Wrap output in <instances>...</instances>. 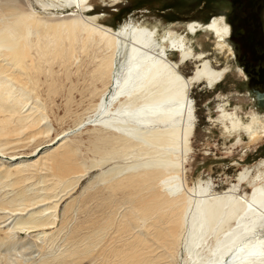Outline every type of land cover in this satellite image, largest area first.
<instances>
[{
  "label": "bare ground",
  "instance_id": "1",
  "mask_svg": "<svg viewBox=\"0 0 264 264\" xmlns=\"http://www.w3.org/2000/svg\"><path fill=\"white\" fill-rule=\"evenodd\" d=\"M37 1L72 13L46 20L0 0V264H264V157L220 192L212 178L187 180L193 89L229 72L191 38L210 32L233 53L226 17L160 33L134 17L104 25L89 0ZM227 106L216 121L232 148L239 131L264 137L257 115Z\"/></svg>",
  "mask_w": 264,
  "mask_h": 264
},
{
  "label": "rangeland",
  "instance_id": "2",
  "mask_svg": "<svg viewBox=\"0 0 264 264\" xmlns=\"http://www.w3.org/2000/svg\"><path fill=\"white\" fill-rule=\"evenodd\" d=\"M17 2L24 9H34L38 17L46 20L69 17L72 13L70 10H46L37 0ZM88 5L90 14L98 15L99 22L104 25L119 28L125 19L134 17L149 27L157 26L160 33L167 29L183 32L191 21L206 23L214 16L226 17L225 21L231 27V37L227 43L233 53L215 48L216 38L210 32L200 31L195 38H191L196 51L207 52L216 68L227 67L229 72L213 91L201 83H197L193 89L197 129L193 139L194 152L187 165V180L191 184L199 179L212 178L216 190L220 192L236 181L245 165H253L264 157V137L250 139L246 133L239 131L235 137L240 138L243 144L232 148L234 138L228 136L222 124L216 121L218 105L227 103V108L236 111L245 122L250 116L257 115L263 122L257 124V129L261 131L264 128V107L259 105L257 98V91L264 93V0H89ZM172 59H178L176 54ZM195 65L190 61L181 71L190 75ZM83 152L86 154L90 151L83 148ZM25 157L35 156L29 154ZM132 158L119 161L124 163ZM108 162L104 168H93L77 192L67 197L63 206L79 195L102 169L113 164V161ZM33 245L31 250L23 251V258H30V251L35 247Z\"/></svg>",
  "mask_w": 264,
  "mask_h": 264
},
{
  "label": "water",
  "instance_id": "3",
  "mask_svg": "<svg viewBox=\"0 0 264 264\" xmlns=\"http://www.w3.org/2000/svg\"><path fill=\"white\" fill-rule=\"evenodd\" d=\"M257 92H259V91H257ZM260 92H262V91H260Z\"/></svg>",
  "mask_w": 264,
  "mask_h": 264
}]
</instances>
